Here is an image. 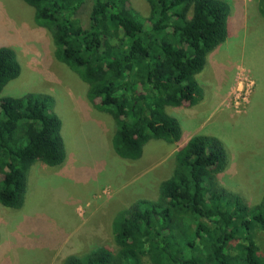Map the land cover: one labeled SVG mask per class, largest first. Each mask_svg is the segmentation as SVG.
Segmentation results:
<instances>
[{
  "label": "trees",
  "instance_id": "1",
  "mask_svg": "<svg viewBox=\"0 0 264 264\" xmlns=\"http://www.w3.org/2000/svg\"><path fill=\"white\" fill-rule=\"evenodd\" d=\"M24 1L35 8V22L51 31L55 57L88 83L95 107L114 118L112 143L121 157L139 159L152 138H181L167 107L203 98L196 75L227 38V1L147 0L148 16L129 0ZM259 11L264 16V0ZM17 56L0 46V203L7 207L22 205L33 164L65 159L52 97L2 95L21 73ZM227 161L220 139L192 136L177 150L159 198L138 199L114 218L116 252L100 246L62 264H264L253 235L255 227L264 232V198L251 207L214 188Z\"/></svg>",
  "mask_w": 264,
  "mask_h": 264
},
{
  "label": "rangeland",
  "instance_id": "2",
  "mask_svg": "<svg viewBox=\"0 0 264 264\" xmlns=\"http://www.w3.org/2000/svg\"><path fill=\"white\" fill-rule=\"evenodd\" d=\"M129 1L142 15L150 14L147 0ZM225 1L227 38L196 75L203 98L167 107L181 125V138H152L132 160L113 147L112 115L95 107L88 83L55 57L52 33L35 22V8L24 0H0V46L14 48L21 65L2 95H50L65 143L61 164L31 166L20 207L0 203V264H62L100 246L116 252L114 218L138 199L159 198L161 183L174 172L177 150L197 134L217 137L227 150V166L214 175V188L251 207L262 202L264 16L260 0ZM253 235L264 254V232L255 227Z\"/></svg>",
  "mask_w": 264,
  "mask_h": 264
}]
</instances>
